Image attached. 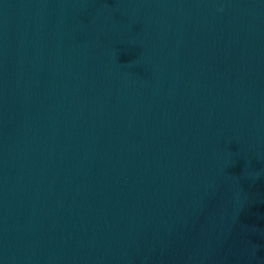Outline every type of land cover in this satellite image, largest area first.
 Returning <instances> with one entry per match:
<instances>
[{"label":"water","instance_id":"water-1","mask_svg":"<svg viewBox=\"0 0 264 264\" xmlns=\"http://www.w3.org/2000/svg\"><path fill=\"white\" fill-rule=\"evenodd\" d=\"M0 264H264V0H0Z\"/></svg>","mask_w":264,"mask_h":264}]
</instances>
